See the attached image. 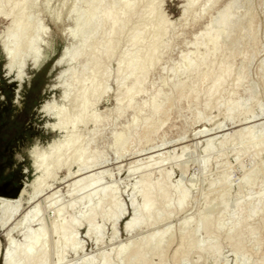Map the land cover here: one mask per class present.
<instances>
[{
	"label": "rangeland",
	"instance_id": "obj_1",
	"mask_svg": "<svg viewBox=\"0 0 264 264\" xmlns=\"http://www.w3.org/2000/svg\"><path fill=\"white\" fill-rule=\"evenodd\" d=\"M25 1L27 5L22 22L26 30L16 43L6 38V22L0 21V190L13 192L20 183H25L19 196L0 197V257L6 252L8 240L15 245H22L25 237L41 230L45 231L47 240L44 246L47 256L45 264H59L54 247L56 239L50 234V228L54 223L73 218L76 226L64 234V240L72 241L75 238V250L64 252L60 264H102L104 256L109 257L110 264H129L118 258L126 244L140 237L142 239L143 235H158L166 230L168 235L162 243L163 247L156 253H147L145 264H264V0H216L205 13H201V9L208 0H200L184 13L181 12L183 0H156V6L166 22L164 35L159 41V60L148 73L142 91L134 97L128 110L120 109L118 99H121L119 96L124 88L130 85V80L121 84L124 88L114 80L120 52L125 50L122 45L130 30L140 26V23L144 22L145 25L153 21L146 15L143 20L139 18L145 11V1L130 0L139 4L138 17L135 15L123 36H120L119 53L116 51L117 55L113 56L115 59L112 57L105 61L101 58L102 65L96 69H92L89 48L95 42H102L101 34L106 29L102 30L95 20L104 9L111 7L120 10L122 0ZM224 9H228L230 22L218 25L217 20ZM207 25L210 35L218 39V51L209 55L196 75L186 70V63H193L209 53L210 43L198 36ZM4 41L11 44L12 48L10 73L5 72L7 61L2 53ZM143 43L145 45L142 44L139 50L147 46L146 39ZM136 52L137 49L130 48L124 53ZM35 56L39 65L32 69L31 58ZM59 60L61 64H58L62 66L55 67ZM210 61L215 67L220 65L229 70L231 76L223 89L224 94L218 95L216 105L207 106L205 89H209V81L205 83L197 79L208 69L206 64ZM91 75L108 92L98 106L87 112L89 117L95 116L93 118L98 120L97 125L81 126L75 133L65 131L67 135L63 131L55 133L45 130L48 125L51 127L50 123L54 124V118L44 114L42 108L60 109L64 90L69 88L67 90L74 97L80 92V84L92 79ZM104 77L105 84L100 80ZM18 78L21 79L20 83H16ZM154 106L160 108L156 115L149 113ZM245 119L253 123L251 141L246 143L234 136L239 129L238 124ZM132 122L137 123V131ZM63 135L79 137L83 159L90 164L89 171L95 170L92 173L94 178L89 180L85 190H82L83 184L75 188L67 187L66 178L67 181H60L63 185L59 186L60 182L54 185L57 194L52 199L41 200V197H37L29 204L31 197L28 187L37 177V173L32 171L30 149L34 150L37 146V149L45 151L52 144L51 141L63 139ZM212 136V148L208 153L204 149L205 143ZM119 140L124 144L117 143ZM239 142L246 147L242 149L243 145L239 146ZM245 149L247 153L242 151ZM253 152H259V155L257 153L255 156ZM181 167L186 171L184 178L180 179ZM224 176L227 177L226 186L219 182ZM63 177L61 172L56 179L61 180ZM143 177L148 178L150 185L160 182L167 186V199L170 206L173 205V216L147 230L140 229L127 234L124 225L133 215L131 201L137 206L140 203V195L134 192L135 185ZM177 182L178 188H175ZM103 190L112 192L104 208L108 206L110 209V204L118 206L122 217L111 219L103 215L109 211L103 208L94 219L96 229L99 228L98 233L95 231V234L86 235V218L90 209L99 202L98 196ZM181 191L186 192L187 201L185 209L177 213L173 202L177 203ZM213 199L218 204H212ZM39 200L42 202L35 210L36 216L29 214V218L23 220V213L34 211L32 207ZM163 205L157 201L156 211L166 214ZM219 212L221 215L218 217ZM206 215H211L213 219L212 244L219 247L215 260L195 249H187L196 241H206L203 232L192 235L196 223ZM242 218L241 229L245 233L239 239L236 237V241L241 240L242 247L241 252L235 254V238L230 240L228 235L237 220ZM182 235L185 236V246L175 255Z\"/></svg>",
	"mask_w": 264,
	"mask_h": 264
},
{
	"label": "bare ground",
	"instance_id": "obj_2",
	"mask_svg": "<svg viewBox=\"0 0 264 264\" xmlns=\"http://www.w3.org/2000/svg\"><path fill=\"white\" fill-rule=\"evenodd\" d=\"M144 1H145V4L143 5V8L145 11L143 13V16H140L139 18L141 20H143V17L146 15V16L150 17L153 21L150 24L146 23L145 25H143L144 22L142 24L140 23V26L141 25L142 26L141 27L137 26L135 28L132 27L133 29L130 30L131 32L126 31V33L130 32V34L125 38L123 45H122V48H124L125 50H128L131 48V49H137V52L132 53V54H128L129 52L124 53L125 50L122 49L123 51H121V49L119 48L121 51L120 52L121 57L119 58L118 69H117L118 71H117L116 78L114 81H116L117 85L120 86L123 82H127L128 80H130V85L128 86L127 89H125L122 86L123 84L121 85L124 88L123 93L120 94V96H119L121 99H118L119 100L118 102L120 104L119 107L121 110H128L129 108H131V105H132L131 103L134 100V97L138 96L137 94H140V91H142V89H143L142 87H143L144 83H146L145 80L147 78L148 73L151 71L152 68H154L157 65L158 60H159V55H158L159 41H160L161 37L164 35V30H165L164 26H165L166 22H165L164 18L162 17L161 13L159 12L158 7L156 6V0H144ZM199 1L200 0H183L181 2V5H182L181 6L182 11L181 12L182 13L186 12L188 10V8H190V6L194 5L195 3L199 2ZM215 1L216 0L206 1V3H204V5L201 9V13H205L210 7H212L214 5ZM130 3H132V4H130ZM26 5L27 4H26L25 0H0V21L2 20L4 22H6V38L12 39L13 43H16L23 36V34H24L23 31L26 30L25 25L22 22V20H23L22 14L26 8ZM138 5L139 4H137L136 1L130 2V0H122V5L120 7V10H114L111 7L110 8L106 7L107 9H104L101 12L100 16L96 18L95 21L97 22V25L102 30L103 29L104 30L106 29V30L103 31V33L101 34L102 42L101 43L95 42L89 48L90 49V55H91L92 69H96L99 67V65L101 64V62H100L101 58L105 61H109L110 59H112L113 56L117 55V52L119 53V51H118L119 38L125 32L127 27H129L128 25L130 24L132 19L135 17V15H137L138 10H139ZM227 11H228V9H224V11L219 16V18L217 20L218 25L229 24L230 19L228 17ZM137 17H138V15H137ZM77 18H79V17H77ZM146 26L148 28H146ZM199 34H198V36L204 37L206 39V41L208 43H210V51L203 58H200L193 63H191V62L186 63V70L189 72H192V73H196L197 70L200 68V66H202L203 63L205 64L207 59H209V55L212 56V54H214L218 51V39L216 36L210 35L208 25ZM200 37H198V38H200ZM145 39L147 41V46H144L145 48L143 50H139L140 47H142V44H144L143 41ZM11 51H12L11 44L4 41L2 43V53L4 55L5 61H7V64L5 66V68H6L5 72H7V73L12 72L11 66H12L13 58H12ZM115 52H116V54H115ZM63 57L66 58V55L63 54ZM183 58H185V56H183ZM36 59H37L36 56L31 58L32 66H33L32 69H35L39 65V63ZM58 63L61 64L60 60L57 62L55 67H58V65L60 66V64H58ZM64 63L66 64V61ZM64 63H63V65H64ZM206 66L207 67L209 66L208 69H206L204 73H202L200 76H198L197 80L198 81H204V82L209 81L210 86L208 85L209 87H207L209 89L208 90L205 89L207 91V93H205V94H207V99H208V102L206 101L207 106L208 105H216L217 97L219 94H221L223 92V89H224L227 81L230 79L231 75H230L229 70H227L226 68L223 69L220 65L215 67L211 61L208 62L206 64ZM206 66H205V68H206ZM7 73H5V74H7ZM103 75H105V72H103ZM103 75H102V77H103ZM196 75H197V73H196ZM8 76H9V74H8ZM90 78H92V75ZM105 79H106V77L100 78V80H102L104 82V84L106 82ZM20 80L21 79L18 78L16 83H20ZM109 80L110 79H108V81ZM233 82L236 86V83H237L236 80H234ZM228 85L230 86V84H228ZM52 88H54V87H52ZM60 89H61V87H60ZM67 89H69V88H67ZM67 89L64 90V93L62 94V97H61L62 105H61L60 109H54L52 107H44L43 106L44 108H42V110L44 109V114H46L47 116H51V118L52 117L54 118V124H53V122H52L53 125H51V123H50V126H51L50 128H49V125H48V128H45V126H43L45 128V130L49 129L50 132H55V133L63 131L65 134V133H67L65 131H68L69 133H73V132L75 133L77 128L79 129V127L87 126L88 124H91L92 126L93 125L96 126L98 123L97 122L98 120L93 118L94 115H92V117H89L87 115V112H88V110L92 109L93 107L98 106V104L100 103L101 99L104 97L107 90L103 89V87H101L100 84L98 82H96L94 78L89 80V82H87V83L85 81H83V83L80 84V92H78L79 94L74 95V97H72L71 91L67 90ZM120 90H122V89H120ZM19 91H20V88L18 87V92ZM223 94H224V92H223ZM48 103H50V102H48ZM203 104H206V103H203ZM44 105H46V104L44 103ZM53 106H54V104H53ZM201 106L203 107V105H201ZM205 109L207 110V107ZM149 111H150L149 113H151L152 115H156L157 113L160 112V108H159V106H157V107L154 106V107H151V110H149ZM89 114H91V113H89ZM43 116H45V115H43ZM43 116H40V117H43ZM248 119H245L243 122L238 124L239 129L234 134V136L237 140H243V141H245V143H246V141H251V127L253 126V123L248 122L249 121ZM42 120L44 121V119H42ZM144 120H146V119L144 118ZM134 122H132V123H134ZM147 122H148V120H147ZM142 123H144V121H142ZM136 124L134 123L133 126H135ZM42 125H44V124H42ZM46 126H47V124H46ZM136 127H137V125L134 127L135 130L137 129ZM129 130H132V129H129ZM42 132H44V131H42ZM46 133H47V131H46ZM65 135H67V134H65ZM73 135H70V137L69 136L64 137V135H63V137H64L63 139L61 137H59L61 139L56 140L54 142L51 141L52 144L48 145L49 147L47 146V148H45L46 149L45 151L44 150L42 151L39 148L37 149L36 148L37 146H36V147H34V150L30 149L32 152H30V153L28 152L30 154V156H29V154H28V156L31 158V159L30 158L29 159L32 162V165H31L33 167L32 171L34 170V172L37 173V177L33 178L31 184L29 183L30 185H29L28 189L30 188V197H31V198H29L30 199L29 204H31L30 202L32 201V199H36L37 197L38 198L41 197V198H39L41 200L52 199L55 196V194H57L56 188H53L54 185H57L58 182L65 180L66 178L68 179V186L67 187H69V188H72V187L75 188V187H77V185H81V184H83L82 185L83 188L81 187L82 190H85V188L86 189L88 188V186H89L88 182H89V180L94 178L93 177L94 175L92 173H94L95 170L89 171L90 168L88 166L90 164H88V162L85 159H83L84 158V155H83L84 152H83V149H81V147H80L81 146L80 144L82 142H80V139L78 136H73ZM132 135H134V134H132ZM212 139H214L213 136H212V138L210 137L209 139L206 140L204 149L207 150V152L209 151V149L211 150V148H212L210 146V141ZM119 141H121V140H119ZM119 141H117V143L124 144V143H122L123 141H121V142H119ZM239 143H240L239 146L243 145L242 149L246 147L244 144L241 145V142H239ZM247 143H249V142H247ZM252 144L253 143H251V145ZM249 145H250V143H249ZM224 146H226V145L224 144ZM235 147H237V146H235ZM254 147H255V145H254ZM258 147H261V146H258ZM250 148H251V146H250ZM261 149H262V147H261ZM261 149H259V150H261ZM246 150L247 149L242 150V151L247 153ZM234 151L232 149L231 152L234 153ZM204 152L206 154V151H204ZM221 153H223V152H221ZM253 153L255 154L256 152H253ZM257 153L259 155V152H257ZM257 153L255 156H257ZM237 154H239V153H237ZM236 155L234 156L235 158H236ZM225 157H227V156H225ZM253 158H254V156H253ZM260 163H261V161H260ZM205 165H206V163H205ZM205 165H204V168H205ZM72 170H73V172H72ZM223 170L225 171V169H223ZM185 171L186 170H184L183 167L180 168V170H179V173H180L179 178L180 179H181V177L184 176ZM61 172L64 174V177L61 180L60 179L57 180L56 176ZM226 176L221 177V179L219 178L220 179L219 182L222 185L223 184L227 185V183H228ZM252 176L253 175H251L250 177H252ZM163 178L166 180L165 175ZM183 178H182V180H183ZM229 178H230V176L228 177V179ZM67 179H66V181H67ZM248 180H249V178H248ZM248 180L247 181L245 180L246 183L248 182ZM66 181L64 183H66ZM216 181H218V180H216ZM219 182L217 183V185H219ZM59 184H62V183L60 182V183H58V185ZM178 184L179 183L177 182V187H175V188H178ZM221 184H220L219 188L221 187ZM246 185H248V184H246ZM225 186H223V187L225 188ZM65 187H66V184H65ZM170 188H172V187H170ZM221 188H220V190H221ZM23 189H22V191H23ZM216 189H218V188H216ZM173 190H175V189H173ZM214 190H212V191H214ZM104 191H106V190H103L102 193L99 192L100 196L97 195L98 197H100V199L98 200L99 202L95 205V207H92L90 209L89 215L86 218V224H85L86 235H91L95 231H97V233H98L99 228L96 229L97 227H95L94 219H95L96 215L104 208V205L106 204V202H108V200L110 199V194L112 193V192H109L110 193L109 194L108 192H104ZM134 192H136L137 194L140 195V203H139V206H137L131 201V203H132L131 207L133 208V213H132L133 215L131 214L132 215L131 219L127 220L128 222L126 221L127 223L124 225V230L127 234L134 232V231H137V230H140V229L147 230L150 227L152 228L153 226H155L156 223L160 224L161 221H162L161 223H163V221H166V219L167 220L170 219V215H172L171 207L173 205L170 206L169 201L167 199V197H168L167 196L168 195L167 194L168 193L167 186L165 187V185L164 186L161 185L160 182H159V184H156V185H150L148 178L143 177L135 185ZM177 193H179V191ZM184 193H186V192L182 193V191H181L180 194H178L179 197H178L177 203H176V201L173 202V203H175L174 211H176L177 213L181 212L185 209V203L187 200H186V194H184ZM221 194H223V193H220V195ZM173 195L174 194H172V196ZM210 196H212V195H210ZM0 197H13L14 198V192H7V191L0 190ZM215 197H214V199H215ZM88 198H87V201H88ZM112 198H114V197H112ZM217 198H218V196H217ZM170 199H172V198H170ZM176 199H174V200H176ZM214 199L211 201L213 202ZM36 200H34V202ZM221 200H223V199H221ZM157 201H160L164 204L163 208H164V212L166 214H161V213H158L156 211ZM41 202L42 201L38 202L37 205L34 203L35 205H34V207H32V208H34V211H30L29 213H27V212L23 213L24 214L23 220H27L29 218V217H27L29 214H32L33 215L32 217L36 216L37 213L35 210L38 208V206L41 204ZM80 202L82 204L81 200H80ZM212 202H210V203H212ZM214 203L216 204L217 202H213L212 204H214ZM27 204H28V202H27ZM112 204H114V203L112 202ZM207 206L209 207V205H207ZM213 206H215V205H213ZM239 206H241V205H239ZM85 207H87V206H85ZM117 207L115 205L110 204V209H108V206L104 208L105 210L103 209L104 211H106V209H108L109 211H106V212H104L105 214H103V213L102 214L105 216H107V215L110 216L111 219H113V218L120 219L122 217L121 214H123V213L120 210V208H117ZM215 207L218 208L217 206H215ZM213 210H214V208H213ZM58 211H57V213L60 215L61 213H60V211L59 212ZM250 213H252V212H250ZM220 215H221V213L218 215V217ZM243 219L244 218H242V220L241 219L237 220L236 224L234 225V227L231 228L230 234L228 235V238L230 240H232V237L235 238L234 239L235 242L233 243V247L235 248L234 249L235 254H239V252H241L240 250L242 247V243H241V240L236 241L237 240L236 237L239 239V237H241L245 233L241 229L242 224H243ZM2 225L4 227V224H2ZM51 226H52V228H50L51 229L50 234L52 235V237H54L56 239V243H55L54 247H55V253L57 255V263L60 264V262L63 260L62 255L64 252H66L67 250L68 251L69 250L70 251L75 250V244L73 243V240H75V238L73 237L74 239H72V237H71L72 241L64 240V237H66V236H64V234L66 235V232L71 231L76 226V224H75V220H73V218H72V220L71 219L68 221L66 220L65 222L63 220V222L54 223ZM148 231H150V230H148ZM166 231H164V232L161 231L158 235H156L157 233H154L155 235L153 233H150V235H147V236L143 235L144 237L142 239H140L141 238L140 237L139 240L130 241V243L126 244L120 250L118 258L120 259L121 262L127 261L129 264H145L146 258H147L146 257L147 253H156V252L160 251L161 248L163 247L162 243H164L163 241H164L166 235H168V233H167L168 231L167 232ZM213 231H214V224H213V219L211 218V215H209V216L206 215L205 218H201V220L198 223H196V225L194 226V228L192 230V235H197L198 233L200 234L201 232H203L205 234V240L206 241L203 242L202 241L203 239L201 240L202 242H200V240L196 241L195 243H193L192 245H189L187 247L188 251L191 249H195L199 253H201L203 255H207L208 258L212 257L215 260V258H217V255L219 253V247H216L217 245L214 246L212 244V243H214L212 241V240H214L212 238ZM44 232L40 230L39 232L34 233V235H28L23 240L24 242L22 245L21 244L19 245L18 243H17L18 245H15L10 240H8L7 244H6L7 248H5L6 252L2 254V258L4 259V264H45V262H47V256H46L45 251H44V246H45L47 240H46V235ZM247 234L250 235V232H247ZM202 237H203V235H202ZM66 239H68V238H66ZM184 239H185V236L182 235L181 236V243L177 247V249L175 251V255H177L182 250V248L185 246L184 245ZM69 240H70V237H69ZM5 249H4V251H5ZM132 259H133V261L131 262ZM102 262H103L102 264H110L109 263V257L104 256Z\"/></svg>",
	"mask_w": 264,
	"mask_h": 264
},
{
	"label": "water",
	"instance_id": "obj_3",
	"mask_svg": "<svg viewBox=\"0 0 264 264\" xmlns=\"http://www.w3.org/2000/svg\"><path fill=\"white\" fill-rule=\"evenodd\" d=\"M25 183H20L19 186L14 189V197L19 196V194L21 193L22 189L24 188ZM1 253V252H0ZM0 264H4V259L2 257H0Z\"/></svg>",
	"mask_w": 264,
	"mask_h": 264
}]
</instances>
